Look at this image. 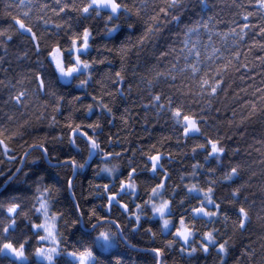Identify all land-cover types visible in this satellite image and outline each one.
<instances>
[{
    "label": "trees",
    "instance_id": "16d2710c",
    "mask_svg": "<svg viewBox=\"0 0 264 264\" xmlns=\"http://www.w3.org/2000/svg\"><path fill=\"white\" fill-rule=\"evenodd\" d=\"M81 2L83 0H59V4L57 0H23L27 7H21V0H0V131L7 128L13 133H18L9 140V146L13 150L9 155H15L16 161H10L0 148V190L17 173L16 168H21L23 163L20 164L19 158L30 150L28 146L31 144L45 142L53 155H47L50 163L57 164L58 161L69 156L75 157L78 161L85 159L87 145L79 139L77 140L79 148L68 142L65 125L70 119L80 122L98 118V122L103 127L99 135L101 146L107 151L120 153L122 156L120 160H111L112 164L120 166L117 175L125 171L129 159L133 156L136 164L142 165L141 153L138 150L143 149L147 152L154 145L157 150L164 153L165 167L171 169L172 180L169 184L178 183L180 176H187L191 171L190 165L195 160H202V153H197L195 160L191 153L193 144L199 141L189 140L187 144L181 141L179 145L177 144L173 127L170 123H166V118L158 117L155 111L145 107L149 103L148 91L141 78H152L153 73L149 69L167 71L170 62L179 55L174 50L181 47L177 40L183 38L180 29L184 23H190L201 16L204 19L212 17L214 32H227L230 28L239 31L241 26L247 24L239 59L241 62L246 59L249 69L254 68L255 72L248 71L245 76L244 69L239 73L235 70L229 71L226 77L228 83L225 85L227 91L212 101L213 107L207 116L209 126L206 131L213 137L219 135L223 138V146L228 150V155L222 162L224 165L230 161L242 165L240 182H248L249 189L244 192V196L248 198L249 205L254 201L256 207L251 211V223L246 231L242 232L238 227H234L233 222L237 219L234 215H231L227 222L221 219L219 222L207 225L204 220L197 218L196 227L201 229L205 226L215 227L220 230L221 235L226 234L229 244L233 246V254L238 258L245 251L255 255L254 259L241 258L240 264H264V211H261V206L264 204V114L258 109L255 116L242 119L249 117V104L255 100V89L264 87L262 83L264 76L260 75L264 69L256 60L257 56L264 55L260 47L264 44V34L259 33L264 20H261L257 14L258 6L254 0H207L206 7L201 6L197 0L194 9H191L190 5L191 10L183 12L179 27L172 22V16L178 14L176 10L166 9L169 13L167 19L159 12V7H164L166 3L171 5L172 0H121L131 10V15L126 17L121 12L119 27L113 33L106 32L103 22V17L107 14L105 11L101 10L99 19L77 20V13L71 5L79 6ZM66 3L69 4V8L64 13H60L58 8ZM142 4H146L147 8L141 7ZM53 9L56 11L54 12ZM24 12L30 13L26 21ZM248 12H252L253 15L245 20L244 16ZM13 16L21 18L18 20L21 26L27 23L33 27L41 39L42 48L51 43V40L47 39L48 36H55V25H61L63 29L55 38L63 40L69 22L73 26V31L79 24H89L93 29V38L90 48L83 55L94 60L95 63L88 74L80 76V78H85V75L91 76L88 85L79 87L76 83L77 77L69 81L59 78L49 66V62L44 59V55H41L39 57L43 62L41 70L52 81L53 89L46 95L33 94L35 84L29 87L31 76L28 72H34L36 68L29 69L28 66L35 65L37 57L30 45L23 43L24 38L15 31ZM45 20L48 21L47 28L44 26ZM129 24L132 25L131 28ZM178 33H180L179 37L176 35ZM5 34L13 36V41L7 42ZM202 39L207 41V36L202 34ZM216 46H220L219 41H216ZM64 47H68V44L65 43ZM161 52H164L165 56H161ZM25 53L28 54L27 58ZM117 71L121 72L123 77L120 83L116 82ZM175 75H177L175 89L185 93L190 90L195 91L185 81L179 79V74ZM10 84H15L17 91L25 89L29 91V97L24 101L23 106H15L9 101L10 95L16 94L15 91L9 90ZM170 86L172 85L161 81L158 90H167ZM51 92H55L56 95L53 96ZM60 96L63 97V101L58 99ZM93 96L99 97L113 109L111 117L100 112L92 99ZM75 97H79V100L74 99ZM5 101H9L7 106ZM255 102L259 103L258 100ZM90 103L94 105L93 112L88 113L86 117L84 109ZM8 117L12 118L11 122L8 121ZM108 119L113 120L111 125L107 124ZM109 135L112 137L111 144L105 139ZM169 154L171 159H168ZM100 163V157L94 153L83 168L76 169L70 195L66 180L73 176L72 168L52 167L47 163L45 155L40 154V150H34L27 157L21 171L0 191V203L18 202L21 204V211L30 210L33 197L39 195L36 192L38 185L55 186L58 191H54L53 197L50 198L52 202L50 211L63 212L65 218L78 220V223L66 229L62 220L57 221L58 227L66 237V245L71 247L73 244L79 246L82 242H90L95 232L86 218L79 219L73 211V205L79 203L85 211L92 208H96L101 213L106 211L102 207L103 197L95 190V185L108 182L109 179L104 173L96 175L97 165ZM208 166L219 167L214 160L210 161ZM184 169H188V172ZM219 175L220 173L217 172V176ZM206 179L210 178L204 177L200 183L204 185ZM189 182L195 181H184V183ZM137 183L140 195L143 197L144 177L142 176ZM226 193L227 190H221L217 192V196L223 198ZM124 199L127 201L131 197L125 196ZM132 207L134 208V205ZM112 212V219L120 217L118 222L124 228L123 238L126 242L119 237L114 238L116 246L108 252H101L94 246L98 257L96 264H112L113 256L122 257L123 264H152V254L147 250L154 246L163 247L167 240L172 239L167 232L160 233V222L155 217L143 218L141 228L134 231L128 219L121 217L115 205ZM29 215H33L31 211ZM147 216H151L150 211L147 212ZM148 226L156 230L155 238L143 230ZM17 231H27V229L21 228ZM129 245L138 250H133ZM178 249V243L167 249L164 264H216L214 249H210L208 256L198 252L191 260L182 255ZM7 259L0 254V264H7ZM30 264H42V262L33 256ZM58 264H73V262L69 257L62 255L58 258ZM229 264H234V261L230 259Z\"/></svg>",
    "mask_w": 264,
    "mask_h": 264
},
{
    "label": "snow or ice",
    "instance_id": "6c2138e0",
    "mask_svg": "<svg viewBox=\"0 0 264 264\" xmlns=\"http://www.w3.org/2000/svg\"><path fill=\"white\" fill-rule=\"evenodd\" d=\"M254 2L258 6L257 14L261 20H264V0H254ZM196 3L197 0H172L171 5L166 3L164 7H159V12L167 19L169 13L166 9L176 10L178 14L172 16V22L179 27L183 12L194 9ZM198 3L203 7L207 6V0H198ZM21 7H27L23 0H21ZM141 7L147 8V5L142 4ZM68 8L69 4L66 3L63 7H59L58 11L64 13ZM71 8L77 13V20L81 18L83 20L99 19L101 9L107 8L108 13L103 17L107 33H113L118 29L121 12L126 17L131 15V10L121 0H83L79 6L72 4ZM53 11L55 12L56 9ZM251 15L253 13L248 12L244 19L247 20ZM23 16L26 21L30 13L24 12ZM19 19L21 18L12 17L15 31L24 38L23 43L30 45L37 57L36 64L28 66L29 69L36 68L34 72H28L31 76L29 87L35 84L33 94L46 95L53 89L52 81L41 70L43 66V62L39 59L41 55H44V59L49 62V66L54 69L59 78L77 77L76 83L79 87L88 85L91 76L85 75V78H80V76L88 74L95 63L94 60L85 58L83 55L90 48L93 38V29L89 24H79L73 31V26L69 22L68 31L63 40L55 38L63 30L61 25H55V36H48L47 39L51 40V43L42 48L37 32L30 24L26 23L21 26L18 23ZM44 26L45 28L49 26L47 20L44 21ZM128 26L132 27L131 24ZM247 28L248 25L244 24L239 31L230 28L227 32H214L212 17L204 19L202 16L190 23L186 22L180 29L183 38L177 40L181 47L174 50L179 55L170 62L167 71L149 69L153 73L152 78H141L148 91L149 103L145 107L155 111L158 117L166 118V123H170L173 127L177 144L179 145L181 141L185 144L189 140L199 141L193 144L191 153L194 160L197 153H202V160H195L190 165V172L184 169L188 172L187 176H180L178 183L169 184L172 180L171 169L165 167V155L154 145L147 152L143 149L138 150L141 153L142 165H137L135 156H133L129 159L125 171L117 175L120 166L112 164L111 160H120L122 156L120 153L107 151L101 146L99 135L103 127L98 122V118L80 122L70 119L65 125L68 142L79 148L77 140H82L87 145V156L83 161L69 156L58 161L57 166L71 167L75 172L76 169L83 168L94 153L98 155L101 163L97 165L96 175L104 173L109 179L108 182L95 185V190L103 197L102 207L106 211L101 213L96 208L85 211L79 203L74 204L73 211L79 219H87L95 235L90 242H82L79 246L73 244L69 247L65 243L66 237L58 227L57 221L62 220L63 227L66 229L78 223V220L65 218L63 212L50 211L52 206L50 198L53 197L54 191H58L55 186L40 187L38 185L36 192L39 195L33 197L30 210L21 211V204L18 202L0 203V254H3L6 259L13 258L7 259V264H30L33 256L40 258L42 264H58V258L62 255L70 257L73 264H96L98 257L94 246L101 252H108L113 248L114 238L124 237V228L118 222L120 217L111 218L114 205L120 211L121 217L128 219L134 231L141 228L143 218L158 217L160 233L167 232L172 237L166 241L165 246H154L147 250L152 254V264H164L167 249L177 243L179 252L190 260L194 259L198 252L208 256L210 249L215 250L216 264H229L230 259L234 261V264H240L241 258L254 259L255 255L249 251L242 253L239 258L235 256L229 239L226 238V234L221 235L219 229L206 226L202 229L196 227L197 218L204 220L207 225L219 222L221 219L227 222L229 217L234 215L237 218L233 222L234 227H238L243 232L248 229L251 223V211L256 207L254 201L249 205L248 198L244 196V192L249 189L248 182H240L242 165L231 161L224 165L222 162L228 155V150L223 146V138L219 135L213 137L206 131L209 126L207 116L213 107L212 101L227 91L225 85L228 83L226 77L229 71L235 70L239 73L241 69H244L245 76L248 71L255 72L254 68L249 69L246 59L244 62L239 59ZM180 33L176 35L179 37ZM259 33L264 34V25L260 27ZM202 34L207 36V41L202 39ZM13 39V36L6 35L7 42H12ZM216 41H219V47L216 46ZM65 43L68 47H64ZM260 47L264 51V44ZM27 55L25 53V58ZM161 56H165V53L161 52ZM256 60L264 69V55L257 56ZM175 74H179V79L185 81L195 91L190 90L185 93L180 89H175L174 85L177 80ZM260 75L264 76V72ZM115 77L117 83L122 82L121 72L117 71ZM161 81L172 86L167 90H158ZM9 90L16 92L15 95H10L9 101L15 106H23L24 101L29 97V91L27 89L17 91L15 84H10ZM51 94L56 95L55 92ZM58 99L63 101L62 96ZM74 99L79 100V97ZM92 99L101 113L108 117L112 116L113 109L102 99L97 96H93ZM256 100L259 103H256ZM9 101H5L6 106ZM93 107L91 103L85 107L86 117L88 113L93 112ZM249 109V117H242V119L255 116L258 109L261 114H264V87L255 89V100L249 104ZM233 115L235 116V113ZM8 121L11 122L12 118L8 117ZM112 123V119L107 120L108 125ZM17 134L7 128L0 131V137H2L0 148L3 149V155L7 156L10 161L17 160L15 155H9L13 151L9 146V140ZM105 139L108 144L112 143L110 135ZM28 147L32 150L39 149L42 156H53L50 147L45 142L31 144ZM236 151L238 153L239 150ZM28 155L30 152L19 158L20 164L27 160ZM168 159H171V154ZM212 160L219 167L208 166ZM19 170L20 167L16 168L15 172ZM217 172L220 173L219 176ZM142 176L145 179L143 197L140 195L137 183ZM204 177L210 178L204 180L206 186L200 183ZM185 180L195 182L184 183ZM66 183L71 189L72 177H68ZM117 184L118 190H116ZM221 190H227L223 198L217 196V192ZM125 196H130L131 199L126 201ZM246 205L249 206L246 207ZM29 211L33 215H29ZM149 211L151 216H147ZM261 211H264V204L261 206ZM21 228L27 231L18 232L17 229ZM143 230L153 238L157 234L151 226ZM112 264H123V258L113 256Z\"/></svg>",
    "mask_w": 264,
    "mask_h": 264
},
{
    "label": "water",
    "instance_id": "95a60500",
    "mask_svg": "<svg viewBox=\"0 0 264 264\" xmlns=\"http://www.w3.org/2000/svg\"><path fill=\"white\" fill-rule=\"evenodd\" d=\"M102 11H105V12H107L108 13V9L107 8H102L101 9ZM34 150H39V149H34ZM34 150H32V149H30L28 152H30V154L34 151ZM27 152V153H28ZM29 156V155H28ZM45 157H46V159H47V163L50 165V166H52V167H54V166H57V164H55V163H50L49 162V160H48V156L47 155H45ZM26 161V160H25ZM25 161H23V164H22V166H21V168H20V170L5 184V186L0 190V191H2L13 179H14V177L21 171V169H22V167L24 166V164H25ZM75 177H76V170H75V172H73V176H72V179H73V182H74V180H75ZM69 194L71 195L72 194V188L71 189H69ZM123 242H126L125 241V239L124 238H122L121 239ZM130 246V245H129ZM131 247V246H130ZM133 250H135V251H137L138 249H136V248H134V247H131Z\"/></svg>",
    "mask_w": 264,
    "mask_h": 264
},
{
    "label": "rangeland",
    "instance_id": "374dc122",
    "mask_svg": "<svg viewBox=\"0 0 264 264\" xmlns=\"http://www.w3.org/2000/svg\"><path fill=\"white\" fill-rule=\"evenodd\" d=\"M64 80H67V81H69V80H71L72 78H63ZM155 218H157L158 219V217H155ZM115 246H116V243H115V241H114V239H113V248H115ZM112 248V249H113ZM110 251V250H109ZM38 261H41L40 260V258H38V257H35ZM70 258V257H69ZM71 259V258H70Z\"/></svg>",
    "mask_w": 264,
    "mask_h": 264
}]
</instances>
